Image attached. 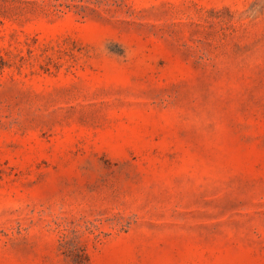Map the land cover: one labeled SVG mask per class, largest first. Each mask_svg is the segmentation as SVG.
Instances as JSON below:
<instances>
[{
    "label": "rangeland",
    "instance_id": "374dc122",
    "mask_svg": "<svg viewBox=\"0 0 264 264\" xmlns=\"http://www.w3.org/2000/svg\"><path fill=\"white\" fill-rule=\"evenodd\" d=\"M0 264H264V0H0Z\"/></svg>",
    "mask_w": 264,
    "mask_h": 264
}]
</instances>
